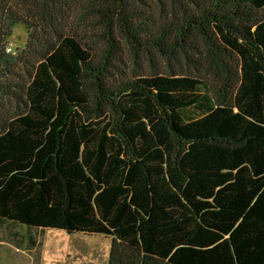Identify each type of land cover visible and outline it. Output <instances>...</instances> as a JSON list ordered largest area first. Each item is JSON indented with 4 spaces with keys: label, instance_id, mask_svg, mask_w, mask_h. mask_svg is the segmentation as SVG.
<instances>
[{
    "label": "trees",
    "instance_id": "trees-1",
    "mask_svg": "<svg viewBox=\"0 0 264 264\" xmlns=\"http://www.w3.org/2000/svg\"><path fill=\"white\" fill-rule=\"evenodd\" d=\"M3 220L110 236L108 264H264V0H0Z\"/></svg>",
    "mask_w": 264,
    "mask_h": 264
},
{
    "label": "rangeland",
    "instance_id": "rangeland-1",
    "mask_svg": "<svg viewBox=\"0 0 264 264\" xmlns=\"http://www.w3.org/2000/svg\"><path fill=\"white\" fill-rule=\"evenodd\" d=\"M7 48L16 53L24 48L28 39V28L23 23L13 24L9 30ZM122 59L129 64L131 69L146 68L152 72L153 67L148 57L134 61V55L126 46ZM156 64L161 65L160 58L156 57ZM122 67L125 68L123 63ZM56 241H47V245L53 247L48 254L46 247L45 264H108L112 238L104 234H89L76 232L69 234L66 230L54 229Z\"/></svg>",
    "mask_w": 264,
    "mask_h": 264
},
{
    "label": "crops",
    "instance_id": "crops-1",
    "mask_svg": "<svg viewBox=\"0 0 264 264\" xmlns=\"http://www.w3.org/2000/svg\"><path fill=\"white\" fill-rule=\"evenodd\" d=\"M53 228L28 227L0 221V264H45L47 241L55 242ZM51 252V250H50Z\"/></svg>",
    "mask_w": 264,
    "mask_h": 264
},
{
    "label": "built area",
    "instance_id": "built-area-1",
    "mask_svg": "<svg viewBox=\"0 0 264 264\" xmlns=\"http://www.w3.org/2000/svg\"><path fill=\"white\" fill-rule=\"evenodd\" d=\"M8 51H11V48H7Z\"/></svg>",
    "mask_w": 264,
    "mask_h": 264
}]
</instances>
